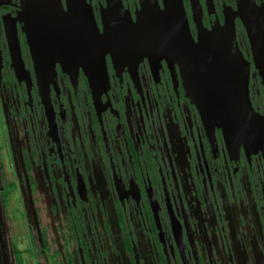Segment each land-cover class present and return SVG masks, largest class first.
<instances>
[{
  "label": "flooded vegetation",
  "instance_id": "obj_1",
  "mask_svg": "<svg viewBox=\"0 0 264 264\" xmlns=\"http://www.w3.org/2000/svg\"><path fill=\"white\" fill-rule=\"evenodd\" d=\"M239 1L182 0L196 42L201 30L234 18L250 65V101L264 116V75ZM76 3L79 19H93L101 34L105 18L122 29L110 35L109 87L99 101L82 67L73 80L59 63L35 59L37 28L25 22V1L0 0V152L15 175L7 183L0 161V264H9L15 233L4 185L32 210V183L47 187L65 220L75 264H264V145L228 144L221 129L205 126L179 65L144 54L139 17L163 10L165 0ZM254 6L264 15V0ZM236 203L244 212L234 227L228 209Z\"/></svg>",
  "mask_w": 264,
  "mask_h": 264
},
{
  "label": "water",
  "instance_id": "obj_2",
  "mask_svg": "<svg viewBox=\"0 0 264 264\" xmlns=\"http://www.w3.org/2000/svg\"><path fill=\"white\" fill-rule=\"evenodd\" d=\"M23 1L30 10L27 26L37 28L32 41L37 46L35 59L52 68L59 63L73 80L82 67L99 101L109 87L105 58L113 41L110 35L122 33L120 25L105 18L101 34L91 16L90 24H84L79 19L81 6L76 3L84 4V0H67L68 12L61 0ZM254 5L255 0H240L239 17L246 28L256 68L264 75V15L255 12ZM193 11L200 24L194 1ZM137 27L147 57L160 52L179 65L188 96L207 128L221 129L227 143L236 147H263L264 116L253 109L250 101V65L237 45L233 17L222 28L201 30L196 42L182 0H165L163 10L158 6L145 10Z\"/></svg>",
  "mask_w": 264,
  "mask_h": 264
},
{
  "label": "rangeland",
  "instance_id": "obj_3",
  "mask_svg": "<svg viewBox=\"0 0 264 264\" xmlns=\"http://www.w3.org/2000/svg\"><path fill=\"white\" fill-rule=\"evenodd\" d=\"M0 137H2L1 133ZM2 160L6 162L5 180L7 183H12V181H15V175L9 154L6 155L4 152H0V161ZM0 171L2 172V169ZM4 187H6L5 197L8 198L10 203L9 207L3 206L7 213L6 217L11 221L13 220L14 210L11 211V207L14 206L15 215L25 219L28 245L30 247L25 251V253H28L26 257H22L21 252L18 253L17 250V237L15 233H10L12 240L8 242L10 245L9 264H70L69 259H72V264H75V251L69 234L66 232L65 220L56 213L58 208L50 199L47 187L42 183H32L30 185L35 197L33 204L35 208L33 207L32 210L29 199L25 200L16 188L8 192V187L6 185ZM1 205H3L2 201ZM228 210L231 225L238 226L240 216L244 212L242 205L236 203L234 206L231 205ZM32 224H34V227Z\"/></svg>",
  "mask_w": 264,
  "mask_h": 264
},
{
  "label": "crops",
  "instance_id": "obj_4",
  "mask_svg": "<svg viewBox=\"0 0 264 264\" xmlns=\"http://www.w3.org/2000/svg\"><path fill=\"white\" fill-rule=\"evenodd\" d=\"M15 209H14V217H13V226L15 229V235L17 240V250L18 252H21L22 257H26L28 253H25L30 247L28 245V233H27V227L25 223V219L21 216L15 215Z\"/></svg>",
  "mask_w": 264,
  "mask_h": 264
}]
</instances>
